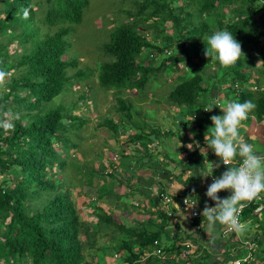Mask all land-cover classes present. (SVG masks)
Listing matches in <instances>:
<instances>
[{
	"label": "trees",
	"instance_id": "1",
	"mask_svg": "<svg viewBox=\"0 0 264 264\" xmlns=\"http://www.w3.org/2000/svg\"><path fill=\"white\" fill-rule=\"evenodd\" d=\"M88 4L89 0H0V69L13 71L0 85V120L6 119L8 112L19 114L12 130L0 128V264H179L174 258L148 254L155 239L170 241L164 248L166 254L176 250L172 241L179 234L167 232V214L163 213L157 222L152 219L157 211L147 214L144 209L145 218L128 223L126 203L117 200L113 206L125 212L124 216H116L99 204L105 203L107 196L112 197L119 183L126 182L129 204L136 206V199L142 197L137 184L132 185L137 176L133 162H121L110 168L111 172L99 174L101 178L108 175L113 185L103 179L105 183L96 189L99 195L89 201L96 217L94 228L92 221L80 215L82 203L73 201L67 192L72 191L71 184L59 178L78 144L72 138L84 123V118L73 111L85 105L75 99L74 92L67 97L72 100L71 107L50 102L73 81L82 79L80 73L72 76L74 72L88 73L72 68L77 66L76 61L65 57L70 25L82 20ZM131 5L132 10H123L127 20L111 27L110 41L102 46L110 57L99 66L97 80L101 87L139 91L159 71L172 73L185 61L190 64L191 74L185 76L187 66L178 74L183 79L168 92L169 105L194 109L201 97H212L207 93L212 85L217 91L227 89L233 94L232 101H252L256 107L251 113L258 120L263 118L264 91L248 92L243 86L252 76L258 77V85V80L262 81L260 72L264 73V67L258 65L260 56H264V0H133ZM195 16L201 19L197 23L193 21ZM218 30H228L241 43L245 56L233 66H223L215 54L205 56L207 37ZM12 43L15 47L9 52ZM157 57L161 60L155 65ZM208 74L212 82L207 78L203 83ZM117 102V110L125 113L123 119L131 121L133 103L120 96ZM216 109L213 113L205 111L194 122L210 123V117L218 115ZM103 123L118 134L121 125L110 120ZM139 135L135 134L134 139L138 140ZM75 169L79 171L80 165ZM93 177L87 176V180L93 183ZM148 177L152 178L151 174ZM105 189L107 196L100 194ZM254 207L249 203L243 209L242 220H253L264 236V208L254 215ZM104 235L114 239L110 247L99 241ZM105 247L115 253L111 256L117 261H106ZM260 256L264 259V248Z\"/></svg>",
	"mask_w": 264,
	"mask_h": 264
},
{
	"label": "rangeland",
	"instance_id": "2",
	"mask_svg": "<svg viewBox=\"0 0 264 264\" xmlns=\"http://www.w3.org/2000/svg\"><path fill=\"white\" fill-rule=\"evenodd\" d=\"M132 1L133 0H89L88 6L83 11L82 20L79 23H73L70 25L71 30L66 36L67 44L65 52L66 58L68 57L70 60H75L77 63V66L72 68H79L83 72L88 73L84 74L80 70L74 72L72 76L80 73L82 75V79L73 81L68 89L63 90L50 102V105L62 106L63 108L71 107L70 104L72 103V100L67 99V97L71 96V92H74L75 99L80 100V102L85 105L82 109H74L73 111L74 113H77L78 116L84 118V123L82 129L79 131V134L72 138L73 141H77L78 144L76 148L70 152L71 157L67 159L64 175L62 174L59 176V178L66 181L68 186L69 183L72 185H70L72 191H67L70 192L72 200L85 204L83 206L86 207H84L82 210L81 216L87 221H92V228L95 227L96 217L87 204L91 198H95L99 195L96 189H98L99 185L105 183L103 179L110 180V178L105 174V178H101L99 174L103 171H108L110 168H113L114 165L118 166L121 162H132L133 160L131 158H134L132 155L140 156L141 163L152 164L154 161H157V164H159L160 161L158 159L157 153L160 150V147H163L161 149L162 151L166 150V146L163 144V138L165 137L164 135H161L160 132H163V130L170 131L167 140L169 143L171 142V145L167 147V150L172 153L174 152V147L172 146L174 143V137H178L180 134L182 141L186 142L185 135L187 131L184 128V122L181 120L192 121V118L195 117L193 121L198 122L202 117V113L205 112L204 107L213 106V102L210 100L211 98L202 100V97L199 99V102H197V105L193 107L194 109H189L185 106L180 107L178 105H169L170 102L166 101L168 92L175 84L183 79V76L178 78V74L183 72L181 68L184 67V69H186V66L187 68H190V64L185 61H181L180 65L177 64L178 69L172 73L159 71L157 77L153 79L150 77L147 84L140 88L139 91L135 88H125L122 92H118L114 89H106L101 87L97 80L99 66L104 63V61H108L110 57L102 51V46L106 42L110 41L111 33L113 32L111 27H114L119 21L127 20L126 14L123 10H132ZM200 20L201 19L197 16L193 18L195 23ZM107 25L110 26L108 27ZM169 25L170 22H167L166 26L168 27ZM168 32L171 33L172 30L168 28ZM147 37L151 38V35H148ZM14 47V43L9 45V52H12ZM175 47L177 48V46ZM168 50L170 51V49ZM178 53L180 54V52L177 50L175 54L178 55ZM256 53L259 55L258 51H256ZM160 60L161 59L157 57V59L154 60V64L158 65ZM260 61H264V56H260ZM258 65H262L261 67H264V62H260ZM214 66L215 65L212 64V69H214ZM208 69L209 68H207V70ZM11 73H13V71H11ZM260 73L262 81L258 80L259 89L252 91L254 89L253 84L257 82L256 79L258 78L252 76L250 77V81L247 83V85L243 86L244 91H264V73ZM190 74L191 71L187 70L185 76L188 77ZM209 77V74L204 75L202 82L205 83L206 78ZM209 82H212V78H209ZM212 88H214V86L210 85L207 93H211ZM224 95L225 96L224 99L221 100V104H224L226 101H232L231 97L233 94L227 91L224 93ZM117 96H120L122 99H126L133 103L134 112H131V121L126 119L124 120L123 116L125 113H121L117 110L118 106L120 105L117 102ZM216 111L218 115L221 113L219 108L216 109ZM211 113H213V111H211ZM8 114L11 113L8 112ZM193 114L195 115L193 116ZM254 118L256 117L254 116ZM254 118H252L249 114L247 121H249L250 126L256 125L257 122L255 120L257 118ZM107 120L117 123V125H123L122 122L125 123L126 125L121 127L120 132L122 133L119 134L118 132L116 135L109 126L103 123V121ZM129 128L134 130L133 133L132 130H129ZM135 134L139 135L138 140L134 139ZM79 136L82 137L81 140L78 139ZM245 138L248 137L246 136ZM190 141L191 140L188 142L190 143ZM245 142L252 144L254 146L255 152L264 150V139L262 136H260L258 140L249 139ZM156 149L157 153L155 151ZM57 150L60 151V147L57 148ZM123 150L129 155H123ZM112 153H118L119 163H115L113 159L115 154L112 156ZM199 154L204 156L206 153ZM109 159H112L111 161L113 162L108 161ZM239 159L241 158L237 156V158L232 162V166H235L237 160ZM104 160H107L106 163L103 162ZM207 160L209 161V157H207ZM73 162H75L77 165H80L81 169H79V171L75 169L77 168V165L75 163L73 164ZM208 164L209 163L206 161L202 165L205 168L208 166ZM163 165L165 168V173L162 174L160 181H162L166 186L163 184L162 187L167 188L168 185L174 181H179V183L182 184L181 178L183 177V174L177 168L174 169V167L168 163L163 162ZM219 165L223 169L222 163H219ZM145 168L146 167L144 164L141 165L139 169ZM141 171L135 170V173L137 172L138 175V180L142 181L138 182V189L141 191L140 197L142 198H138L136 200H138L141 204L146 201L149 203V206L141 207L138 205L139 202L134 203L136 206L129 204L131 197L126 195V192L129 191V187L127 186L126 182L119 183L116 190H112V197L106 195L108 189H105L106 191L104 192L100 191L101 195H105L107 197L105 203L99 202V204L102 205L106 210L110 209L113 211L116 216H119L120 214L123 216L125 215V212H122L120 208H113L116 201L119 200V202L126 203V206L129 208L128 214H126V221H128V223H131L132 220L141 221L148 213L151 214V211L154 214L153 209L157 211V202L155 203L151 200V198H149V193H153L155 196L158 188L160 187V184L157 182L159 181L157 180L158 173L156 169H152L147 172ZM187 173L193 174L194 172ZM146 174L153 175V183L152 181L148 182L146 178H144ZM92 175H94L93 183L91 180H87V176L91 178ZM109 183L113 185L112 180H110ZM152 186H155V189H152V191L148 192V188ZM107 187L111 190V187ZM101 201H103V198H101ZM159 203L160 207L158 208H165L163 211L168 213H166L168 215V220L173 219L174 216L172 215V212H175L176 208H174L172 204H163V202ZM144 209H146V211ZM144 211L147 214H145ZM202 211L203 209H200V213ZM185 216L186 214L181 217V219H179L178 223H169V228H178L181 226L185 227L184 229L182 228L183 230H190L191 225L186 218L187 216ZM152 219L157 220V217L153 216ZM245 228L249 232L250 240H252L251 238L255 232L263 235L262 229L258 226H255V222L253 220L250 223L248 222L245 227H242V231L239 233L243 235ZM120 237L121 235H119V238ZM99 241L106 242L109 247L114 243V239L108 235L100 237ZM254 242L256 243L255 240ZM173 243L177 248L179 247L176 240H173ZM109 247H105L104 250L105 254H107L106 261H117V259H114L111 256V254L114 252H112ZM263 248L264 241H261L258 243V246H256V254L260 255V251ZM182 262H184V258H181V263ZM262 264H264V261Z\"/></svg>",
	"mask_w": 264,
	"mask_h": 264
},
{
	"label": "clouds",
	"instance_id": "3",
	"mask_svg": "<svg viewBox=\"0 0 264 264\" xmlns=\"http://www.w3.org/2000/svg\"><path fill=\"white\" fill-rule=\"evenodd\" d=\"M24 15L25 17H27L28 15L27 10H25ZM213 54H215L218 61L223 66L226 67L235 65V63L241 58L242 55L245 56V54L242 52L241 43L237 41L236 38L228 30H218L214 32L211 36L207 37L205 56L209 57L212 56ZM260 62H264V61H260ZM188 70L191 71L189 68ZM10 75L11 73L3 69H0V85H4L6 83V78L9 77ZM214 104H215L214 107H218L220 110H222L223 115H212L210 117L213 126L208 128L207 132L204 135V140L208 148L213 150L215 155L220 158L222 164L228 167L227 170L221 174V176L216 177L214 179L211 178L213 179V182L207 188L206 196L215 202V206L209 207L206 204L203 208V211L201 212V215L207 218V220L210 222V225H214L217 222L221 225H225L223 230L221 231L222 235L228 239H234L235 235L233 231L225 232L226 226L237 232L242 231V225L239 223V217H238L239 210L241 208L244 209L249 203H251L246 201H251L257 198L261 193L264 199V154H259L255 152L254 146L252 144L245 142L240 135V129L241 127H243V122L249 118V113H251L255 109L256 105L250 100H246L243 103L237 101H230V102L226 101L224 104H218L215 102ZM214 107L206 108L204 109V111L211 112ZM5 116L6 119L0 120V128H3L5 131L12 130L14 128L13 120L19 119V114L11 115L5 113ZM194 119L195 117L192 118V121ZM129 130H132V133L134 131L131 128H129ZM209 130H211L210 136L207 134ZM118 132L119 134L122 133L120 132V130ZM195 143L196 146L199 147V142L197 141ZM181 146L183 145L180 142L179 147ZM186 147L189 150H192L193 144L190 143L186 145ZM113 154H115L113 157L115 163H119L118 153H112V156ZM123 155H129V154L123 153ZM160 155L161 153H157L158 157ZM134 156L135 159L132 161L133 162L132 166L134 170H137V166L141 163V160H140V156L138 155H134ZM237 156H239L241 159L237 161L235 166H232V162L237 158ZM111 160L112 159H109L108 161ZM104 161L106 163L107 160ZM209 164L213 165V169L220 167L219 164H213L210 162ZM103 172H111V170L109 169L108 171H103ZM134 175L137 174L135 173ZM138 182L140 181L138 180V175H137L136 180H134L132 185L137 184L138 187ZM225 190H230L232 194L227 198L221 199L217 194ZM149 191L152 190L149 188ZM157 194L163 203L176 205L177 207L185 209V212H187L185 214L189 219L191 228L192 229L194 228V230L198 232L202 231L204 224L199 223L201 219H200L199 210L197 208L198 204L196 199H194L192 196H187L185 194L181 195L180 192L176 194L172 193L171 195H167L165 193L158 192L157 190L155 196L153 195V193H149V198L152 199L151 195H153L156 198L155 200H152L155 203L157 202ZM183 199H185L184 203L186 205H188L189 207L196 208L197 216L192 217L190 215V210L187 208V206H184L182 203ZM189 199L194 200L195 205H189ZM83 205L85 204H82V207L84 209V207L86 206ZM157 210H158L157 216L155 217L159 218L161 221V215L163 213L166 214L167 212L159 211L161 210L160 208H158ZM240 217H242V213ZM184 236L185 237H183L182 239L180 238L176 239V242L179 247L178 248L176 247L175 252L166 254L164 252V248L167 246L165 241L155 239L153 240L152 244L149 247L150 251L148 252V254L155 255L160 259L174 258L177 261H179V258L182 257L184 258V260H188V258H190L193 253L191 252V249L193 247V242L192 239H190L188 236L186 235ZM251 241L254 242V240ZM240 243L241 242L239 241L238 238L229 242V246L231 245L230 250L232 247H236V246L238 247ZM255 246H257V242L255 243ZM236 251H239V255L236 257L243 256L244 254L243 249L237 248ZM231 253L233 252L231 251ZM233 258L235 257H230L229 258L230 261L229 263L228 262L227 263L231 264ZM252 262L253 260L251 261V263ZM117 263L118 262H116L115 264ZM178 263L185 264L181 262ZM204 264H207V262H205Z\"/></svg>",
	"mask_w": 264,
	"mask_h": 264
},
{
	"label": "crops",
	"instance_id": "4",
	"mask_svg": "<svg viewBox=\"0 0 264 264\" xmlns=\"http://www.w3.org/2000/svg\"><path fill=\"white\" fill-rule=\"evenodd\" d=\"M181 70H185L184 67H182ZM253 85H254V87H253L254 89L252 91L259 89L257 84H253ZM216 89H217L216 86H214V88H212V90H211L212 92L210 93V95H212L210 100L213 102V106H215L214 102L216 103L217 101L219 102V104H221L222 103L221 100L224 99V96H225L224 93L227 92L226 90H223L221 88L219 91H217ZM204 100H207V99H204ZM217 109H218V107H217ZM249 114L251 115L252 118H254V115L252 113H249ZM219 115H223L222 110H221V113ZM254 119H256V118H254ZM181 121L184 122V124H185L184 128L187 131V132L185 131L186 132V135H185L186 136V142L182 141V137L180 134L178 137H174V143L172 145L174 147V152H172L173 154L170 153L167 150V147L171 145V142L169 143V141L167 140V137H168V134L170 133V131L161 129V130H163V132H160V134L164 135V137H165V138H163L164 139L163 144L166 146V150L162 151L161 149L163 147H160V150L158 151V153H161V155L158 157L160 163L157 164V161H154L152 164L140 163L137 166V170H139V171L142 170L141 172H147L149 170L156 169V171L158 173L157 180H159L157 182L160 184V187L158 188V192L165 193L167 195H171L172 193L176 194V193L180 192L181 195L185 194L187 196H192L197 201V204H198L197 208H198L199 213H200V209H203L206 204L209 207L215 206V202L206 196L207 188L213 182L214 178L221 176V174L227 170L228 166H225L222 164L223 169H222V167H218V168L213 169V165H211V164H208V166L205 168L202 165L206 161L208 163L210 162L213 164L222 163L220 158L215 155L213 150L208 148V146L204 140V135L207 132L208 128L213 126L212 121H210V123H206V122L196 123V122L191 121V120H186V121L181 120ZM255 121L257 123H256V125H253V126H250L249 121H247V120L243 122V127H241V129H240V135L244 139V141L249 140V139L250 140H253V139L258 140L260 136H262V138L264 139V133H263L264 132V117L259 119V120L256 119ZM124 125H126V124L123 123V125H121V127H123ZM121 127H120V131H121ZM207 134L210 136L211 130H209ZM246 136L248 138H245ZM189 140H191L190 143L193 144L192 150H189L186 147V145L190 144L188 142ZM197 141L199 142V147L196 146L195 142H197ZM180 142L183 145L181 147L178 146ZM200 148H201V151H200ZM155 151L157 153V149ZM123 152L126 153L124 150H123ZM192 152H194V153H192ZM199 153H206V154L204 156H202ZM257 153L264 154V150L258 151ZM207 157H209V161L207 160ZM163 162L168 163L169 165L173 166L174 169L177 168L183 174V177L181 178L182 184H180L179 181H177V182L174 181L173 183L169 184L167 188L162 187V185L164 183L162 181H160V178H161L162 174L165 173V168H164ZM144 164H145L146 168L145 169H139L141 167V165H144ZM212 169H213V171H212ZM137 172H136V174H137ZM187 172H194V173L190 174ZM147 175L148 174H146L144 178H146ZM207 175H210V176H207ZM151 176H153V175H151ZM149 178L150 177L146 178V180L148 182L149 181L154 182V180L152 178H150V179ZM211 178H213V179H211ZM150 189L151 190L155 189V186L150 187ZM148 191H149V188H148ZM231 194L232 193L230 190H225V191L219 192L217 195L221 199H224V198L231 196ZM151 197L153 200L156 199L153 195H151ZM159 202H162V201L158 197V194H157V209H158V207H160ZM148 204L149 203L146 202V206H149ZM173 207L176 208V211L173 212L174 218L168 220V223H170V224L178 223L179 219H181V217H183L185 215L183 213H187V212H185V209L177 207L176 205H173ZM164 209L165 208H162L161 212H164L163 211ZM200 219H201V221L199 223L204 224L203 229L200 232L194 230V228L193 229L190 228L192 230H190V231L188 230V232H187L186 230H183L185 227H181V226H179L178 228H169V226L166 227V230L169 234H175V235L179 234L180 237L178 235V238H180V239H182L183 237H185L184 235H186L190 239H192L193 247L191 249V252H193V253H192L191 257L188 258V260H184V262H182V263H185V264H204L205 262H208L209 264H228L230 261L229 260L230 257H236L239 255V251H235V252L231 253V250H230L231 245L229 246V242H231L232 240L237 239V238L239 239L240 242L251 241L249 238V232L246 228L243 231V235L237 231H233L235 238L234 239H228L225 236H223L221 233V231L223 230L225 225H221L218 222L214 225H210V222L207 220V218L202 216V215H200ZM157 221H160V219L157 218ZM188 221H189V219H188ZM251 221L252 220H249V219L242 220V217H240V219H239V223L242 225V227H245L248 224V222L250 223ZM255 226H257V224H255ZM251 239L252 240L262 239V241H264V236L256 235L254 233L253 237ZM164 241L167 245L170 243L167 240H164ZM261 252H262V250L260 251V255H261ZM243 253H244V251H243ZM260 255L256 254V251H255L254 252L255 257H254L253 262L251 264H262L264 259L261 258ZM181 258L182 257L179 258L178 262H181Z\"/></svg>",
	"mask_w": 264,
	"mask_h": 264
},
{
	"label": "built area",
	"instance_id": "5",
	"mask_svg": "<svg viewBox=\"0 0 264 264\" xmlns=\"http://www.w3.org/2000/svg\"><path fill=\"white\" fill-rule=\"evenodd\" d=\"M167 53H169V51ZM150 56H153V54H151ZM216 103L219 104L218 101ZM239 163H238V166H239ZM167 200H168V198H167ZM184 201H185V199H183V202L182 203H183L184 206H187V208L190 210V215L192 217L197 216V210H196V208L195 207H189L188 205H186L184 203ZM246 202H251V203H254L255 204V207H254L253 212H252L254 214H258L259 212H261V210L264 207V199H263L262 193L257 198H255V199H253L251 201H246ZM189 205H195V201L189 199ZM242 210H243V208H241L239 210V213H238L239 219H240ZM232 231H234V230L233 229H230V228H228L226 226L225 232H232ZM237 248L243 249L244 254L241 257H235V258H233L231 264H251V261L254 259V252H255V248H256L255 243L252 242V241H249V242H241L238 245V247L237 246L236 247H232L231 248V251L232 252H235L237 250Z\"/></svg>",
	"mask_w": 264,
	"mask_h": 264
}]
</instances>
